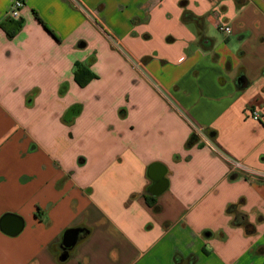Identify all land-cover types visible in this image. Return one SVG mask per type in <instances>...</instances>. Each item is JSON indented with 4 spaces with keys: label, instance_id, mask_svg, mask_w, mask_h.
I'll return each mask as SVG.
<instances>
[{
    "label": "crops",
    "instance_id": "0c3cea01",
    "mask_svg": "<svg viewBox=\"0 0 264 264\" xmlns=\"http://www.w3.org/2000/svg\"><path fill=\"white\" fill-rule=\"evenodd\" d=\"M14 1L0 0V264H264V0H22L12 19ZM75 140L91 157L59 159Z\"/></svg>",
    "mask_w": 264,
    "mask_h": 264
},
{
    "label": "water",
    "instance_id": "95a60500",
    "mask_svg": "<svg viewBox=\"0 0 264 264\" xmlns=\"http://www.w3.org/2000/svg\"><path fill=\"white\" fill-rule=\"evenodd\" d=\"M68 116L69 118L73 116V114H71V110L68 112ZM166 173V167L161 164H153L149 166L148 176L154 182V185L151 188L152 194L160 195L167 190L169 182L167 178H165ZM1 227L8 235L17 236L24 228V221L18 216L6 215L1 220ZM83 231L84 230L81 228H72L63 233L61 243L62 254L60 256V261H65L69 257L70 252L80 241Z\"/></svg>",
    "mask_w": 264,
    "mask_h": 264
},
{
    "label": "rangeland",
    "instance_id": "374dc122",
    "mask_svg": "<svg viewBox=\"0 0 264 264\" xmlns=\"http://www.w3.org/2000/svg\"><path fill=\"white\" fill-rule=\"evenodd\" d=\"M75 154H77V159L76 160H85L86 155L88 156L89 154H87V150L83 149V145L82 142L79 140H75L72 142V146L61 151L60 154H57V157L59 159L65 160L67 159V157L70 156H75ZM79 154V155H78ZM91 155H89L88 158H90Z\"/></svg>",
    "mask_w": 264,
    "mask_h": 264
},
{
    "label": "built area",
    "instance_id": "2783aa9c",
    "mask_svg": "<svg viewBox=\"0 0 264 264\" xmlns=\"http://www.w3.org/2000/svg\"><path fill=\"white\" fill-rule=\"evenodd\" d=\"M23 7H24V2L22 0H15L14 3L12 4L11 8H10V12H9L10 18L19 19L20 15H21V10ZM219 30L225 34H231L232 33L231 27L226 26V25H220ZM254 119L257 120L258 117L255 116ZM233 166L236 168H239L240 164L237 162H234Z\"/></svg>",
    "mask_w": 264,
    "mask_h": 264
}]
</instances>
